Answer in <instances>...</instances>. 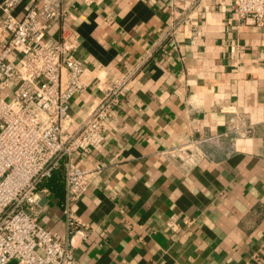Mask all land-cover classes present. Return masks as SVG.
Listing matches in <instances>:
<instances>
[{
	"label": "crops",
	"instance_id": "obj_1",
	"mask_svg": "<svg viewBox=\"0 0 264 264\" xmlns=\"http://www.w3.org/2000/svg\"><path fill=\"white\" fill-rule=\"evenodd\" d=\"M198 2L90 0L46 32L73 31L95 75L71 101L72 130L132 73L103 142L74 158L92 176L71 206L79 264H264V26L236 20L234 0ZM187 17L193 29L169 34ZM200 136L216 141L188 175L159 155ZM41 190L38 223L64 234L62 170Z\"/></svg>",
	"mask_w": 264,
	"mask_h": 264
},
{
	"label": "built area",
	"instance_id": "obj_2",
	"mask_svg": "<svg viewBox=\"0 0 264 264\" xmlns=\"http://www.w3.org/2000/svg\"><path fill=\"white\" fill-rule=\"evenodd\" d=\"M90 0H3L0 12V264H79L72 236L82 224L72 211L91 183L90 170L75 163L77 155L93 153L103 142L120 96L129 89L132 73L103 86V94L81 123L70 113L75 94L95 75L74 56L76 35L64 29L51 41L46 32L76 5ZM199 0L198 3H200ZM22 4L20 16L14 14ZM238 21L264 26V0H234ZM195 18L176 22L189 25ZM191 29V30H192ZM9 96L5 93V97ZM213 137H193L164 148L159 155L188 175L204 159L202 146ZM60 169L64 179V234L38 223V184ZM97 173L98 170H95Z\"/></svg>",
	"mask_w": 264,
	"mask_h": 264
},
{
	"label": "trees",
	"instance_id": "obj_3",
	"mask_svg": "<svg viewBox=\"0 0 264 264\" xmlns=\"http://www.w3.org/2000/svg\"><path fill=\"white\" fill-rule=\"evenodd\" d=\"M61 184V170L56 169L52 172L51 176L43 179L37 186V188L40 190L42 188H47L49 190H52L54 188V185L60 186Z\"/></svg>",
	"mask_w": 264,
	"mask_h": 264
},
{
	"label": "rangeland",
	"instance_id": "obj_4",
	"mask_svg": "<svg viewBox=\"0 0 264 264\" xmlns=\"http://www.w3.org/2000/svg\"><path fill=\"white\" fill-rule=\"evenodd\" d=\"M5 93H8L9 94V96H7V97H5ZM0 95L2 96V97H4L5 99H9L10 98V96H11V87H9V88H7L4 92H0Z\"/></svg>",
	"mask_w": 264,
	"mask_h": 264
},
{
	"label": "water",
	"instance_id": "obj_5",
	"mask_svg": "<svg viewBox=\"0 0 264 264\" xmlns=\"http://www.w3.org/2000/svg\"><path fill=\"white\" fill-rule=\"evenodd\" d=\"M39 204L41 205V202Z\"/></svg>",
	"mask_w": 264,
	"mask_h": 264
}]
</instances>
